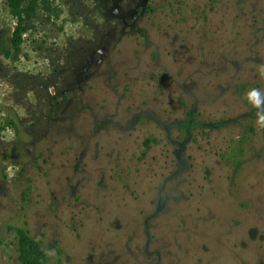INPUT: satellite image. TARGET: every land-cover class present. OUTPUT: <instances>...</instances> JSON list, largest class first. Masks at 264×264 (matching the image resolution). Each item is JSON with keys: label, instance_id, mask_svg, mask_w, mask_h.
Wrapping results in <instances>:
<instances>
[{"label": "rangeland", "instance_id": "374dc122", "mask_svg": "<svg viewBox=\"0 0 264 264\" xmlns=\"http://www.w3.org/2000/svg\"><path fill=\"white\" fill-rule=\"evenodd\" d=\"M0 0V264H264V0Z\"/></svg>", "mask_w": 264, "mask_h": 264}, {"label": "trees", "instance_id": "16d2710c", "mask_svg": "<svg viewBox=\"0 0 264 264\" xmlns=\"http://www.w3.org/2000/svg\"><path fill=\"white\" fill-rule=\"evenodd\" d=\"M18 18L17 26L13 34V46L19 51L23 43V38L28 27V21L31 20L38 8V0H9ZM2 125L0 124V129ZM20 234V252L21 258L25 264H49L48 256L44 248L33 239L29 233L21 228Z\"/></svg>", "mask_w": 264, "mask_h": 264}]
</instances>
